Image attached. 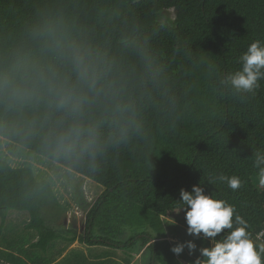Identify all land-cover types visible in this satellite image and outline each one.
<instances>
[{
    "label": "trees",
    "instance_id": "obj_1",
    "mask_svg": "<svg viewBox=\"0 0 264 264\" xmlns=\"http://www.w3.org/2000/svg\"><path fill=\"white\" fill-rule=\"evenodd\" d=\"M170 9L176 18L162 23L161 13ZM54 18L70 22L82 42L115 63L139 127L126 142L106 141L94 158L64 156L49 149L41 134H17L13 124L20 117L0 112L1 137L104 187L87 212L85 235L70 240L117 247L130 230L122 243L146 248L151 263L193 264L209 242L187 234L180 190L201 184L234 206V217L247 222L259 247L264 190L257 183L264 166L254 161L257 152L264 153V80L246 94L221 81L242 67L240 57L252 42H264V0H0V56L29 45L33 30ZM220 175L239 177L241 186L232 190ZM51 187L32 167L0 158L1 220L9 210L30 214L29 231L7 246L0 241L9 249L0 248L4 263H51L46 254L63 238L46 228L42 216ZM175 213L186 233L169 223ZM171 234L181 242L195 239L196 252L174 254L180 242H170Z\"/></svg>",
    "mask_w": 264,
    "mask_h": 264
},
{
    "label": "clouds",
    "instance_id": "obj_2",
    "mask_svg": "<svg viewBox=\"0 0 264 264\" xmlns=\"http://www.w3.org/2000/svg\"><path fill=\"white\" fill-rule=\"evenodd\" d=\"M240 61L242 67L221 83L237 93H253L264 80V42H252ZM0 112L20 117L13 124L17 134H41L49 149L64 156L94 158L106 141L126 142L139 131L115 63L82 42L63 19L39 24L29 45L0 56ZM255 157V166H264V153ZM217 179L232 190L241 186L237 176ZM180 201L187 234L209 242L193 264H264V245L253 242L247 222L234 217L233 205L201 184L181 189ZM197 247L191 239L171 250L179 256L187 248L192 255Z\"/></svg>",
    "mask_w": 264,
    "mask_h": 264
},
{
    "label": "rangeland",
    "instance_id": "obj_3",
    "mask_svg": "<svg viewBox=\"0 0 264 264\" xmlns=\"http://www.w3.org/2000/svg\"><path fill=\"white\" fill-rule=\"evenodd\" d=\"M175 18L176 10L170 9L163 11L159 19L164 23L168 20H174ZM0 158L9 161L14 167L30 166L34 169L39 181L47 180L51 183L53 195L49 194V192L46 194V200L42 206V216L45 219L46 228L59 232L63 237L56 240L54 243V252L58 250L61 251L63 244L68 243L69 246L71 242L70 238H73L75 235L78 237H83L85 235L87 212L97 200L98 195L104 190L102 185L46 157L29 152L26 148L1 136ZM258 179V188L264 190V177L261 176ZM179 214L180 213H175L168 218L169 223H177L172 227L181 230L182 233H186L185 229L178 224L180 221ZM29 215L27 211L9 210L5 221H2L0 218V241H4V244L7 246L10 238L18 236L23 233V231H29ZM32 233L34 235L32 234L33 237L32 235L31 237L33 242H35L39 238L38 233L35 230H33ZM94 234L97 235L98 231H95ZM130 236L131 231L127 230L121 239L123 240L122 242H126ZM168 239L174 244L182 240L175 234H171ZM122 242L117 243L118 248H112L111 246L90 247L87 249L88 257L85 258L92 262L106 261L107 263L100 262L104 264H116L115 259H118L119 262L123 261V264H128L129 261L130 263L132 262V264H157L149 262L151 261V254L146 252V248L136 250V247H134V249H129V251H127L125 250L128 249L125 246L126 244ZM73 245L77 247L82 245V247H85L86 243L78 238L77 242L73 243ZM260 245H264V240ZM0 246L5 247L1 242ZM51 253L52 250H49V254ZM68 256L69 257H66L67 260L70 258V255ZM75 262L76 259L71 263L74 264ZM82 263L81 261V264ZM0 264L6 263L0 260ZM183 264L191 263L185 262Z\"/></svg>",
    "mask_w": 264,
    "mask_h": 264
},
{
    "label": "crops",
    "instance_id": "obj_4",
    "mask_svg": "<svg viewBox=\"0 0 264 264\" xmlns=\"http://www.w3.org/2000/svg\"><path fill=\"white\" fill-rule=\"evenodd\" d=\"M77 240L71 241L69 246H68V243L63 244V248H62L61 251L58 250V251H55L54 252V249H55L54 246H55V244H53L52 253L49 254V251H48V253L46 254L47 256H51V258H52L50 264H63V263H65V264H69V263L70 264H73L71 262H73L75 259L76 260L78 259V260L82 261L83 262L82 264H91V263L104 264V263H107L106 261H96V262H92L91 260L88 261L85 258V257H88V255H87V253H88L87 252L88 251L87 249L88 248H90V247L93 248V247L103 246V245L90 246V245H88L86 243V246L85 247H82V245H79L77 247L76 245H73V243L77 242ZM55 242L56 241H54V243ZM0 248L1 249H6L7 251H9L8 247H2V246H0ZM112 248H118V247H112ZM125 250L129 251V249H125ZM13 252H15L16 254H18L17 251H13ZM68 255H70V258L67 260L66 257H69ZM115 260H116V264H123V261L122 262H119L118 259H115ZM100 262H104V263H100ZM149 262H151V261H149ZM16 264H18V262ZM113 264H115V263H113ZM128 264H132V262L130 263V261H129Z\"/></svg>",
    "mask_w": 264,
    "mask_h": 264
}]
</instances>
